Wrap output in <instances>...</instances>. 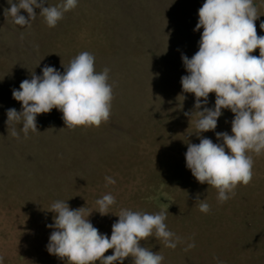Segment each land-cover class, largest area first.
<instances>
[{"label":"rangeland","instance_id":"374dc122","mask_svg":"<svg viewBox=\"0 0 264 264\" xmlns=\"http://www.w3.org/2000/svg\"><path fill=\"white\" fill-rule=\"evenodd\" d=\"M14 3L18 0H13ZM63 0H48L59 5ZM205 0H78L75 9L49 28L42 16L31 26L4 16L8 0H0V256L3 264H67L46 250L53 229L51 205L67 201L84 207L101 234L121 209L168 212V229L182 238L175 249L155 236L141 245L164 257L162 264H264V154L253 153V178L239 185L223 204L217 191L200 184L186 167L187 143L195 135V96L182 91L187 75L182 55L198 51L203 29L194 31ZM264 22V0H253ZM47 6V4L45 5ZM39 14V9H35ZM27 17V13L21 10ZM95 57V69H110L111 115L99 127L68 129L53 109L37 116V132L19 138L7 128L6 111H21L12 97L31 73L45 65L60 72L79 53ZM252 55L259 56V49ZM209 94L207 107H214ZM202 110V109H201ZM234 114L223 110L215 131L201 135L220 143L216 132L231 134ZM116 183L106 184L105 177ZM112 194L116 203L101 215L97 199ZM201 200L210 211L199 210ZM195 247L185 251L188 243ZM113 254L108 250L105 256ZM214 257L218 259H214ZM99 264V262H97ZM124 264H132L125 258Z\"/></svg>","mask_w":264,"mask_h":264},{"label":"clouds","instance_id":"9594fccd","mask_svg":"<svg viewBox=\"0 0 264 264\" xmlns=\"http://www.w3.org/2000/svg\"><path fill=\"white\" fill-rule=\"evenodd\" d=\"M4 16L11 17L21 27L42 16L49 28L57 26L64 14L78 5V0H63L49 5L48 0H8ZM47 4V6H45ZM39 9V14L35 11ZM27 13V17L21 14ZM194 31L203 29L198 51L189 58L182 55L187 75L181 77L182 91L195 96L193 113L198 119L195 128L199 143H187L186 167L200 184L217 191L220 204L235 195L239 185L247 186L253 178V156L264 154V36H258L255 21L259 18L253 0H205L198 10ZM260 28L264 30V22ZM259 49V56L252 53ZM63 72L45 65L42 75L31 73L19 89H12V97L21 103L22 110L6 111L7 128L19 138L15 125L25 138L29 131L37 132V116L54 108L62 113L66 128L99 127L111 115L113 86L109 83L110 69H95L93 54L83 51L72 58ZM215 94L214 107H207L209 94ZM202 109V110H201ZM234 114L231 134L216 132L220 143L201 134L215 131L223 110ZM106 184L116 181L105 177ZM199 210L210 211V205L197 194ZM116 203L112 194L97 199L99 212L108 215ZM53 229L46 250L67 264H124L131 257L132 264H162L164 257L141 245V241L155 236L165 247L175 249L182 238L168 229V212L157 213L121 209L119 219L111 226V236L101 234L85 216L84 207L72 209L67 201L57 200L51 205ZM194 242L184 249L194 248ZM113 254L105 256L108 250ZM0 256V264H3ZM214 259H218L214 257ZM223 264V262H219Z\"/></svg>","mask_w":264,"mask_h":264}]
</instances>
